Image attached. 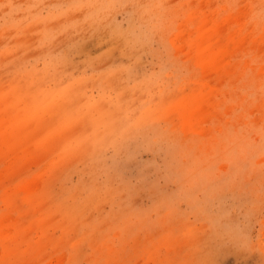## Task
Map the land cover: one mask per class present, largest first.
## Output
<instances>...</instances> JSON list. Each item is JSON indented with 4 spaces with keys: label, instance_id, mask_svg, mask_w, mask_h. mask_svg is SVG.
I'll return each mask as SVG.
<instances>
[{
    "label": "rangeland",
    "instance_id": "374dc122",
    "mask_svg": "<svg viewBox=\"0 0 264 264\" xmlns=\"http://www.w3.org/2000/svg\"><path fill=\"white\" fill-rule=\"evenodd\" d=\"M0 264H264V0H0Z\"/></svg>",
    "mask_w": 264,
    "mask_h": 264
}]
</instances>
